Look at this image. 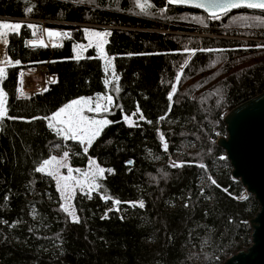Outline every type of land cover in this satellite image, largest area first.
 <instances>
[{"label": "trees", "instance_id": "trees-1", "mask_svg": "<svg viewBox=\"0 0 264 264\" xmlns=\"http://www.w3.org/2000/svg\"><path fill=\"white\" fill-rule=\"evenodd\" d=\"M88 1L0 0V18L22 23L8 36L13 64L1 84L8 116L17 119L0 120V264H224L251 245L249 222L260 209L233 180L217 140L227 136V113L264 92V47H256L264 45V12L240 9L213 19L166 0H148L147 13L133 0ZM187 12L205 17L203 27L183 21ZM24 20L61 22L51 26L72 37L54 50L30 48L26 42L37 35L27 25L35 23ZM86 25L106 27L114 82L96 49L74 58ZM43 64L56 83L21 96L20 73ZM97 94L113 97L106 118L114 122L85 153L43 117ZM58 147L74 168L94 158L106 169L92 194H77L79 222L60 207L55 180L35 170Z\"/></svg>", "mask_w": 264, "mask_h": 264}, {"label": "snow or ice", "instance_id": "snow-or-ice-1", "mask_svg": "<svg viewBox=\"0 0 264 264\" xmlns=\"http://www.w3.org/2000/svg\"><path fill=\"white\" fill-rule=\"evenodd\" d=\"M167 4L169 5H180V4H191L195 5L198 8H204L211 13V17L213 19H218L217 12L226 13L230 9H238L241 7H246L248 9H261L264 10V0H167ZM142 9L145 7V4H138ZM29 8L27 11H31ZM161 12L164 9H160ZM22 24L19 22H7L0 21V40L4 42V44L8 43V35L9 33L18 34L21 30ZM28 28L33 29L32 35L35 37L37 35L36 29L39 28L36 24L29 23L27 25ZM86 38L89 40L88 46H91L93 42L97 50L101 53V56H104L103 49V37L107 34L105 32L96 31L93 29L85 28L83 29ZM43 32L47 34L48 38H56L60 36H66L68 33L60 32L53 29H43ZM32 45H36L39 43L41 46H47L45 44L44 39L32 40L29 41ZM256 47H264V45H256ZM77 48L83 50L84 46L82 45H74L73 51L76 52ZM185 51L194 52L192 49H185ZM131 55V54H130ZM75 59H79V55L77 54ZM0 64L4 66H0V80H3L6 76L5 68L7 65L13 64L11 59L7 58V54H5V59L0 61ZM15 65H20L21 61L19 59L14 61ZM20 76L23 77V72L20 73ZM181 79L180 75L176 76V80L179 81ZM105 85L109 83L108 80L104 81ZM119 89H117L118 91ZM19 92L20 89L17 88ZM175 92V86H173L172 91L168 93V99L171 100L173 93ZM7 93L3 88H0V118L7 117L9 119H17V117L8 116V109L6 107ZM113 104V97L111 95H105L101 97L97 94V99L95 101V105L93 107V100L91 97H79L77 99L70 100L68 103L59 107L56 111H53L50 116H45L43 119L48 121V127L55 130L57 135L64 137L65 139H71L77 141L82 147L83 151L86 153L88 151L89 146L92 145L94 139L98 137L103 130V128L113 123L114 121H110L108 119H97L95 117H89L84 115L85 109L88 112L102 113L107 112L109 110V106ZM139 111V108H137ZM32 119H38L37 117H32ZM124 121L131 122V117L128 115L123 116ZM139 119L143 120L145 117L141 113ZM151 123V121H149ZM163 136H161V140L163 141ZM164 149L167 150V144L163 145ZM69 153L64 152L63 156L57 158V156H50L47 159H44L40 166L35 170L37 172L46 173L49 176H52L57 183V189L61 194V199L63 203H61L60 207L63 209L65 213L70 216L74 222H79V218L75 215L74 208L71 204V199L74 195L75 188L80 186L81 189L87 186L89 191L94 188H98L99 184L96 183L97 178L103 177L106 171L105 168L101 167L94 158H89L88 164L89 169L81 173L83 179H78L72 175L73 171L80 173V169H72L68 163ZM179 165L173 164V167H177ZM203 167V165H201ZM61 168H67L68 174L63 175L59 170ZM107 171L111 172L112 169H107ZM211 179V177H209ZM213 184L216 183L215 180H211ZM103 199L109 200L111 197L104 196ZM115 204L119 205L121 203L120 200H115ZM135 203V202H129ZM140 207H143V201L139 202ZM187 206V205H185ZM118 210V209H117ZM112 211V209H108L104 216L101 219L107 218V212ZM123 219V217H121Z\"/></svg>", "mask_w": 264, "mask_h": 264}, {"label": "water", "instance_id": "water-1", "mask_svg": "<svg viewBox=\"0 0 264 264\" xmlns=\"http://www.w3.org/2000/svg\"><path fill=\"white\" fill-rule=\"evenodd\" d=\"M171 6L198 10L212 18L210 11L195 5ZM240 9L248 8L217 12V16ZM248 10L264 12L261 9ZM224 124L227 136L219 137L217 145L231 164L233 180L241 182L247 195H252L260 208L249 222L252 229L251 245L231 255L224 264H264V92L228 112ZM127 163L133 165L132 161Z\"/></svg>", "mask_w": 264, "mask_h": 264}, {"label": "rangeland", "instance_id": "rangeland-1", "mask_svg": "<svg viewBox=\"0 0 264 264\" xmlns=\"http://www.w3.org/2000/svg\"><path fill=\"white\" fill-rule=\"evenodd\" d=\"M85 1H86V0H85ZM88 2L92 3V0H90V1H88ZM133 4H134L135 8H136L139 12H141V13H147L148 10H149V2H148V0H133ZM138 4H145V7L142 9L141 7L138 6ZM182 18H183V21L188 22L191 26H198V27H203V23H204V20H205V17H203V16H201V15H199V14H193V13H189V12L184 13V14L182 15ZM0 21L19 22V23H21L20 20L17 21V20H14V19H6V18H0ZM54 23H55V22H54ZM21 24H22V23H21ZM35 24L39 26V28L35 30V31L37 32V37H38V35H39V33H40V30H41V28L43 27V25L40 24V23H38V24L35 23ZM55 25H62V23H61V22H56ZM55 25H54V26H55ZM48 28L53 29V30H56V31H60V32H66V33H68V35H66V36H67L66 38L63 36L61 42H63L65 39H68V38L72 37V33H71L69 30H64V29H61V28H59V27L56 28V27H52V26H48ZM85 28H89V29H93V30L101 31V32H105V31H103V30L106 29V27H103V26H96V25H86L83 29H85ZM9 34H10V33H9ZM8 36H9V35H8ZM84 38H85V39H84V42H82V43H77V44H76V45H82V46H84L83 50L77 48V50H76V52H75V54H76V55L78 54L80 58L84 57V56L86 55V53L88 52L89 49H96V50H97V48H96L94 42H93V44H92L91 46H88V44H89V40L86 38L85 33H84ZM7 39H8V37H7ZM103 40H104V43H103L104 56L102 57V56H101V53H100L98 50H97V51L99 52L101 58L104 60V63H105V70H106V74H107L109 80H110L111 82H114V81H115V74H114V73H115V70H114L113 58L110 57V56H108V55L106 54V50H105V45H106V40H107L106 35L103 37ZM0 42H3V41L0 40ZM7 45H8V43H7ZM0 66H4V65H3V64H0ZM8 66H9V65H7L6 68H5V71H6V72H7V68H8ZM27 72H29V71H27ZM27 72H25V73H27ZM25 73H24V74H25ZM1 84H2V80H0V88H1ZM19 89H20L19 92H20V95H21V96H23V97H28V96L31 95L30 92H28V90L25 88V86H24V81H23L22 77H20ZM107 95H109V94H107ZM100 96L103 97V96H105V95H100ZM91 98H92V100H93V107H94V105H95V101H96V99H97V96H95V97H91ZM112 106H113V104H112L111 106H109V110H108L107 112H102V113L88 112L87 109H85V111H84V115H85V116H89V117H95V118H97V119H107V118H106V114L111 110ZM1 119H2V118H0V120H1ZM137 120H138L137 118H134V117L132 118V117H131V122H127V123H128L129 125H134V124H136ZM101 132H102V131H101ZM100 134H101V133H100ZM59 137H60V139H61L63 142L69 140V139H65V138L62 137V136H59ZM96 139H97V137L94 139V141H95ZM94 141H93V142H94ZM60 146H61V143H60ZM59 149H60L59 147L56 148V151L54 152V154H53L52 156H57V158L62 157L64 152H62V150H59ZM67 163H68V165H69L72 169H74V170H75V169H80V170H81L80 173H77V172H75V171H73V173H72V175H73L74 177L78 178V179H83L81 173H83V172H85V171H88V169H89V165H88L86 168H74V167H72L71 164H70V159H69V157H68ZM59 171H60L63 175H67V174H68V169H67V168H61ZM45 174H46V173H45ZM104 174H105V173H104ZM51 177H52V176H51ZM52 178H53V177H52ZM53 179H54V178H53ZM54 180H55V179H54ZM55 182H56V180H55ZM56 185H57V183H56ZM58 192H59V191H58ZM93 192H94V189H92L91 191H89V189L87 188L86 185H85V187H84L83 189H81L80 186H77V187L75 188L74 195H73V197H72V199H71V204H72V206H73V208H74V211H75V215H76V216H77V212H76V208H75V198H76L77 194H78V193L92 194ZM59 195H60L61 203H63V201H62V199H61V194H60V192H59ZM246 195H247V193H246V191H245L244 196H246ZM114 207H115L116 210L118 209V205H117V204H115ZM69 217H70V216H69ZM77 217H78V216H77ZM70 219H72V218L70 217ZM72 220H73V219H72ZM244 250H245V249H244Z\"/></svg>", "mask_w": 264, "mask_h": 264}, {"label": "built area", "instance_id": "built-area-1", "mask_svg": "<svg viewBox=\"0 0 264 264\" xmlns=\"http://www.w3.org/2000/svg\"><path fill=\"white\" fill-rule=\"evenodd\" d=\"M24 21H29V22H34V23H40L43 25V27L40 30V33L38 35L37 39H30L26 42V45L30 48H36V47H41V48H47L50 50H54L56 48H60L62 46V38L63 36L56 37V38H48L46 36V39L50 41L51 39H56V44L54 46L48 45L47 46H41L39 43L36 45H32L29 43V41L32 40H39L43 38V35L46 34L43 32V29H50L48 26L55 25L56 22L52 21H43V20H24ZM65 38L67 36H64ZM5 54H7V44H4V42H0V61L5 59ZM8 58V56H7ZM9 59V58H8ZM24 81V86L30 92L31 95L35 94H40L47 92L49 88L54 85L58 79V76L56 74H52L49 71L48 64H43L35 67L33 70L25 73L22 77Z\"/></svg>", "mask_w": 264, "mask_h": 264}, {"label": "bare ground", "instance_id": "bare-ground-1", "mask_svg": "<svg viewBox=\"0 0 264 264\" xmlns=\"http://www.w3.org/2000/svg\"><path fill=\"white\" fill-rule=\"evenodd\" d=\"M46 36H47V34H44L43 35V38L42 39H44V41H45V44H48V45H51V46H54L55 44H56V39H51L50 41H48L47 39H46ZM24 75V74H23ZM21 77V76H20Z\"/></svg>", "mask_w": 264, "mask_h": 264}]
</instances>
